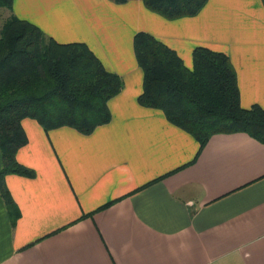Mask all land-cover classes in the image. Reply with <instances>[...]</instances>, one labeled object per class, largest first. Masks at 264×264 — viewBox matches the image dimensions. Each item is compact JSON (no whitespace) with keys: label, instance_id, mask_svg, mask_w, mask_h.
I'll return each instance as SVG.
<instances>
[{"label":"crops","instance_id":"obj_1","mask_svg":"<svg viewBox=\"0 0 264 264\" xmlns=\"http://www.w3.org/2000/svg\"><path fill=\"white\" fill-rule=\"evenodd\" d=\"M59 43L82 42L122 79L110 120L83 135L21 121L16 153L34 178L4 177L0 264H264V144L213 134L204 146L162 111L140 106L133 37L143 31L192 68V51L228 56L240 105L264 109L261 0H207L167 20L142 0H13L0 11ZM1 166V154H0Z\"/></svg>","mask_w":264,"mask_h":264},{"label":"trees","instance_id":"obj_2","mask_svg":"<svg viewBox=\"0 0 264 264\" xmlns=\"http://www.w3.org/2000/svg\"><path fill=\"white\" fill-rule=\"evenodd\" d=\"M142 2L149 11L174 20L196 15L207 0ZM12 3L0 0V11L11 10ZM133 50L142 71L138 104L162 111L171 124L196 139L199 149L219 133L241 132L264 144V109L241 107L236 74L227 55L197 46L188 69L173 49L143 31L134 35ZM121 88L122 79L108 71L85 43H59L13 14L3 21L0 195L8 208L13 201L4 177H35L32 169L16 160L17 151L27 143L21 121L33 119L44 131L65 126L88 135L109 122L107 103Z\"/></svg>","mask_w":264,"mask_h":264}]
</instances>
